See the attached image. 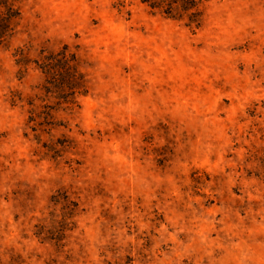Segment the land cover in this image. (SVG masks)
<instances>
[{
    "label": "rangeland",
    "instance_id": "obj_1",
    "mask_svg": "<svg viewBox=\"0 0 264 264\" xmlns=\"http://www.w3.org/2000/svg\"><path fill=\"white\" fill-rule=\"evenodd\" d=\"M18 5L0 264H264V0H201L197 29L144 0ZM64 48L74 100L38 64Z\"/></svg>",
    "mask_w": 264,
    "mask_h": 264
},
{
    "label": "trees",
    "instance_id": "obj_2",
    "mask_svg": "<svg viewBox=\"0 0 264 264\" xmlns=\"http://www.w3.org/2000/svg\"><path fill=\"white\" fill-rule=\"evenodd\" d=\"M144 2L150 8L160 10L169 17L185 19L189 27L197 29L202 24L201 0H144ZM20 16L18 0H0V45L7 43L15 34ZM75 62V55L68 53L64 48L56 55L44 57L38 63L43 72L50 75V82L54 87H63L61 94L71 96V100H74L76 94L86 93L82 75Z\"/></svg>",
    "mask_w": 264,
    "mask_h": 264
}]
</instances>
